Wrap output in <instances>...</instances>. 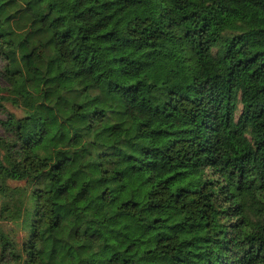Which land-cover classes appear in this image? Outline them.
I'll use <instances>...</instances> for the list:
<instances>
[{
	"label": "trees",
	"instance_id": "obj_1",
	"mask_svg": "<svg viewBox=\"0 0 264 264\" xmlns=\"http://www.w3.org/2000/svg\"><path fill=\"white\" fill-rule=\"evenodd\" d=\"M0 145L6 264H264V0H0Z\"/></svg>",
	"mask_w": 264,
	"mask_h": 264
},
{
	"label": "rangeland",
	"instance_id": "obj_2",
	"mask_svg": "<svg viewBox=\"0 0 264 264\" xmlns=\"http://www.w3.org/2000/svg\"><path fill=\"white\" fill-rule=\"evenodd\" d=\"M9 108L11 110H13L14 112L18 113V114H20L22 112L20 109L12 106L10 104H9ZM0 157L8 160V158H7V151H6V149H5V147L3 145H0ZM21 182H17V184H22ZM10 228H14L16 230V233L15 234H16V238L18 240H20V241L23 240V231L20 230V229H16L17 228L16 225H14V224L6 225V224H4V223H2L0 221V229H4L3 231L8 232V230ZM0 264H6V263H5V261L0 260Z\"/></svg>",
	"mask_w": 264,
	"mask_h": 264
}]
</instances>
